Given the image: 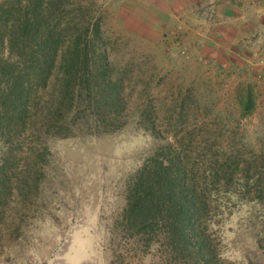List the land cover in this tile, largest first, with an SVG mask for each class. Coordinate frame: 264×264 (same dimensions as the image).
<instances>
[{
    "label": "rangeland",
    "instance_id": "obj_1",
    "mask_svg": "<svg viewBox=\"0 0 264 264\" xmlns=\"http://www.w3.org/2000/svg\"><path fill=\"white\" fill-rule=\"evenodd\" d=\"M26 1L0 0V12ZM61 1L62 24L90 33L97 24L89 40L115 66L133 67L125 75L130 110L157 111L155 126L169 130L180 116L196 142L238 155L240 172L249 168L242 183L218 191L206 223L213 264H264V0ZM41 141L37 184L23 183L35 162L24 153L31 145L9 153L0 264H195L164 244L112 233L128 181L157 148L175 143L170 134L153 137L132 114L114 133ZM8 151L0 139V157ZM242 184L249 199L237 196Z\"/></svg>",
    "mask_w": 264,
    "mask_h": 264
},
{
    "label": "trees",
    "instance_id": "obj_2",
    "mask_svg": "<svg viewBox=\"0 0 264 264\" xmlns=\"http://www.w3.org/2000/svg\"><path fill=\"white\" fill-rule=\"evenodd\" d=\"M60 8L61 0H28L24 7L0 12V139L9 148L0 157V205L14 158L9 153L20 151L23 143L31 145L26 158L35 161L23 171V183L37 184L34 164L42 159V136L114 133L136 114L144 131L162 140L170 134L175 143L157 148L128 181L126 205L112 233L164 244L195 264H213L206 223L210 205L233 179L242 183L249 168L240 172L238 155L218 154L205 140L196 142L199 134L181 125L180 116L169 130L155 126L157 111L130 110L125 75L133 67L115 66L109 50L89 40L99 34L97 24L91 33L62 24ZM238 188L237 196L249 199L243 184Z\"/></svg>",
    "mask_w": 264,
    "mask_h": 264
}]
</instances>
